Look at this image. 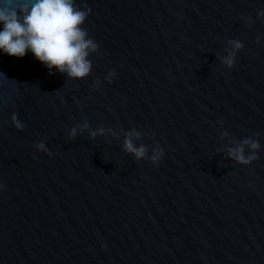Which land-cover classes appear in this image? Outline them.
Returning <instances> with one entry per match:
<instances>
[{
	"label": "water",
	"instance_id": "1",
	"mask_svg": "<svg viewBox=\"0 0 264 264\" xmlns=\"http://www.w3.org/2000/svg\"><path fill=\"white\" fill-rule=\"evenodd\" d=\"M75 2L85 78L0 54V264H264V0Z\"/></svg>",
	"mask_w": 264,
	"mask_h": 264
},
{
	"label": "clouds",
	"instance_id": "2",
	"mask_svg": "<svg viewBox=\"0 0 264 264\" xmlns=\"http://www.w3.org/2000/svg\"><path fill=\"white\" fill-rule=\"evenodd\" d=\"M90 14V10L77 7L75 0H0V54L18 59L31 54L50 73L55 70L83 79L91 69L88 56L97 47L84 28ZM232 62L231 58L227 61ZM251 146L259 147L256 143ZM126 148L138 158L145 152L131 141L126 142ZM232 155L243 163L254 159H245L243 148Z\"/></svg>",
	"mask_w": 264,
	"mask_h": 264
}]
</instances>
